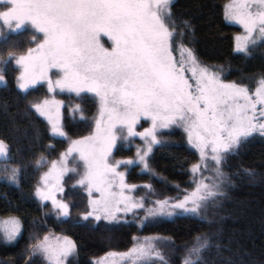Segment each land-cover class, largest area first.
Returning <instances> with one entry per match:
<instances>
[{"label": "trees", "instance_id": "obj_1", "mask_svg": "<svg viewBox=\"0 0 264 264\" xmlns=\"http://www.w3.org/2000/svg\"><path fill=\"white\" fill-rule=\"evenodd\" d=\"M229 1L171 0L176 42L191 48L201 65L218 71L225 81L249 84L264 77V40L237 52L235 38L241 30L225 18ZM6 6L0 4V11ZM34 34L41 36L30 28L12 32L0 22V75L5 76L0 81V140L8 147L7 159L0 160V218L14 217L21 223L13 241L4 242L0 233V264H47L39 253L30 255V246L45 235L67 236L75 243V253L65 264H100L109 254L123 255L116 264H182L187 247L198 235L211 241L204 253L207 264H264V137L260 135L248 137L225 155L222 170L228 177L227 195L209 197L199 215L170 206L195 186L191 166L197 155L177 126L155 134L158 142L144 157L147 168L140 159L147 148L145 140L129 136L126 128L118 134L112 160L124 161L127 184L135 185L133 200L143 207L116 214L113 220L85 218L90 211L88 196L71 170L57 196L69 206L68 215L49 202H40L35 195L37 182L71 142L94 132L100 105L90 92L50 94L44 83L26 91L18 87L20 70L9 53L19 56L35 47ZM50 96L61 104L66 136L54 135L48 121L32 107ZM146 127L139 122L135 131ZM12 168L19 169L18 185L5 179ZM158 200L168 201L166 211L146 215L149 208L159 207ZM149 244L158 256H128L129 250Z\"/></svg>", "mask_w": 264, "mask_h": 264}, {"label": "snow or ice", "instance_id": "obj_2", "mask_svg": "<svg viewBox=\"0 0 264 264\" xmlns=\"http://www.w3.org/2000/svg\"><path fill=\"white\" fill-rule=\"evenodd\" d=\"M170 2L7 0L6 10L0 11V19L10 28L9 21H14L17 29L30 22L35 31L42 34L33 35L35 47H29L26 53L19 56L9 53L10 60L22 68L17 77L19 88L46 80L49 91L59 88L78 94L94 93L101 115L108 117L104 129L99 128L98 120L96 133L74 140L75 149H68L79 152L85 168L77 181L86 187L90 197L92 210L85 213V218L113 220L119 211L143 207L142 203L124 195V188L131 189L135 185L124 183V173L118 171L122 161L113 163L110 159L117 135L125 128L129 136L139 135L145 140L147 148L140 159L146 168L148 164L144 157L151 145L158 142L155 129L171 124L184 127L188 142L199 151L205 170L209 167V159L215 162V175L203 178L211 180L209 184L196 179L200 162L192 165L196 187L171 205L196 215L209 197L227 195L228 177L222 170L225 155L253 134L264 136V77L252 91L246 84L225 81L218 72L201 65L191 48L176 42V22ZM225 18L242 25L245 30V35L235 38L237 51L246 52L247 44L257 33L264 37V0H234L226 10ZM101 33L111 41V47L100 42ZM177 48L180 60L173 55ZM49 69L58 70L52 74L56 76L54 82ZM4 80L5 76L0 75V81ZM32 107L48 119L54 135L66 136L54 118L48 100L33 103ZM141 117L150 118L152 127L137 133L134 126ZM117 125L121 127L117 128ZM7 152V145L0 140V156L7 159ZM65 155L62 153L59 161H52V167L41 177L46 186L53 172L59 176L68 171L63 163ZM5 179L18 185L19 169L12 168ZM114 186L121 189L119 194L113 191ZM93 189L100 193L95 199H92ZM35 192L42 200L51 199L60 214L68 215L69 206L57 201L51 190L37 187ZM120 204H124L123 209L118 207ZM156 204L159 207L149 208L146 215H154L156 211L163 213L168 201L158 200ZM9 222L11 227L3 229L6 243L15 240L21 231L16 218ZM49 241L50 237L45 235L43 240L30 246V255L39 253L47 264H65L76 249L67 236L56 237L55 244ZM210 248L211 241L207 236H196L194 243L187 247L182 264H207L204 253ZM150 249V244L147 247L140 245L129 250L128 255L139 258L159 255Z\"/></svg>", "mask_w": 264, "mask_h": 264}, {"label": "rangeland", "instance_id": "obj_3", "mask_svg": "<svg viewBox=\"0 0 264 264\" xmlns=\"http://www.w3.org/2000/svg\"><path fill=\"white\" fill-rule=\"evenodd\" d=\"M234 2V0H230L227 4H226V6H225V12H226V10L228 9V7L232 4ZM0 4H5V5H7V0H0ZM6 10V9H5ZM4 10V11H5ZM227 20V19H226ZM229 23H232L233 25H235V26H237L241 31H240V33H239V35L238 36H243V35H245L246 33H245V30H244V28H243V26L242 25H240V24H238V23H236L235 21H229V20H227ZM0 22L2 23V24H4L10 31H14V32H17V31H19V30H22V29H24V28H30L31 30H33V31H35V29L33 28V26L31 25V23L30 22H25L20 28H16L15 27V22L14 21H9V24L11 25V28L9 27V25H7V24H5L4 23V20L3 19H0ZM36 32V31H35ZM37 33V32H36ZM38 34H40V33H38ZM41 36H42V34H40ZM99 39H100V42L105 46V47H111V41L108 39V37L107 36H105L103 33H101L100 34V37H99ZM261 40H264V37H261L258 33L255 35V37H254V39H250V41H249V43L247 44V50L250 48V47H252L254 44H258L259 43V41H261ZM235 44H236V40H235ZM237 52H240V51H237ZM173 55L175 56V58L177 59V60H180V58H181V54H180V51H179V49H176L175 51H174V53H173ZM19 67V66H18ZM209 68V67H208ZM209 69H211L212 71H214V72H218V71H215V70H213L212 68H209ZM19 70H20V72H19V75H20V73L22 72V68H20L19 67ZM58 70H56V69H49L48 70V73H49V75H51L52 76V79H53V82L55 81V79H56V76L55 75H52L53 73H55V72H57ZM219 73V72H218ZM220 74V73H219ZM189 75H191V73H189ZM221 76V75H220ZM221 79H223L224 80V78L221 76ZM260 79H255V80H253L251 83H249V84H246L252 91H255V89H256V87L258 86V81H259ZM40 83H44L47 87H48V84H47V81L46 80H41V81H38L36 84H30V85H28L26 88H24V89H21V90H23V91H26L27 89H29V88H31V87H34V86H36V85H38V84H40ZM19 87V86H18ZM55 91H59L60 93H64V92H69V90H67V89H65V90H61V89H59V88H54L52 91H49V89H48V92L50 93V94H53ZM70 92H74V91H70ZM84 92H87V91H84ZM74 93H76V92H74ZM44 100H48L50 103H51V105H52V114H53V116H54V118L57 120V122H58V124L61 126V104H60V102H59V100L58 99H55L53 96H50V97H47V98H44V99H42V101H44ZM41 101V102H42ZM47 121H48V119L46 118V117H44ZM99 121H100V124H99V128L102 130V129H104L106 126H107V120H108V117H107V115L105 114V115H101V111H100V116H99V119H98ZM139 122L140 123H145L146 124V128H151L152 127V121H151V119L150 118H145V117H141L138 121H137V124L134 126V128H135V130L138 128V125H139ZM49 123V122H48ZM51 126V125H50ZM174 126H177V127H179V128H181L183 131H184V134H185V137H186V140H187V143H188V145L190 146V148L191 149H193L195 152H196V155H197V160H196V162H194L192 165H194V164H197L198 162H200V172H198V173H196L195 175H196V179L197 180H201V179H203L204 177H211L212 175H210L211 174V172L213 171V167L215 166V162L214 161H212L211 159H209L208 160V164H209V167H208V169L207 170H205V166H204V163L203 162H201V156H200V153H199V151L195 148V147H193L191 144H189V142H188V133L185 131V129H184V127L183 126H178V125H176V124H171V125H169L168 127H157L156 129H155V134L158 132V131H165V130H167L168 128H170V127H174ZM117 128H119L120 127V125H117L116 126ZM145 128V129H146ZM97 130H98V125H96V128H95V130H94V132L93 133H96L97 132ZM113 131H116V129H113ZM144 130H141V132H143ZM92 133V134H93ZM92 134H90V135H88V136H91ZM254 135H259V134H253L252 136H254ZM56 136H59V135H56ZM88 136H86V137H88ZM137 136H139V135H137ZM261 136V135H260ZM117 137H118V135H117ZM264 137V136H263ZM79 139H81V138H79ZM79 139H77V140H79ZM247 139V138H246ZM245 140V139H244ZM243 141V140H242ZM70 147H73L74 149H75V147L76 146H74L73 144H72V142H71V144H70ZM69 147V148H70ZM237 148V147H236ZM114 149H115V147L113 148V151H112V153L110 154V159H111V161L113 162V163H115V161H113L112 160V155H113V153H114ZM235 150V149H234ZM208 151L210 152L211 151V149L210 148H208ZM7 154H8V152H7ZM6 154V155H7ZM60 157H61V155L59 156V158L56 160V161H59L60 160ZM1 159H4V157H2V156H0V160ZM73 162H76L77 164H72ZM124 161H122V163H123ZM63 163L65 164V166L67 167V169H68V171H64L63 172V174L62 175H59V176H57V173L56 172H53L49 177H48V185L46 186L45 185V183H44V181L43 180H41V178L39 179V181L37 182V186H36V188L37 187H40L42 190H51V193H52V195L55 197V199L57 200V201H62L61 200V197H57L58 196V194L61 192V190L60 189H62V182H63V180H64V177H65V175H67L68 173H70V170L72 171V169H75V171H73L74 172V174H77V176H76V178H77V181L80 179V177H81V175H83V173H84V171H85V168H84V164H83V161L80 159V155H79V152H77V151H75V150H73L72 152H69V151H66V155H65V157H64V161H63ZM121 163V164H122ZM131 166V164L129 165V167ZM52 167V163L49 165V167H48V169L42 174V176L46 173V172H48L49 171V169ZM120 167H123L122 169H119ZM125 165H124V163L122 164V165H118V171H120V172H122V173H124V183L126 184V185H128L127 184V181H126V177H125V173H126V170H125ZM11 171V170H10ZM191 171H192V166H191ZM192 174H193V172H192ZM194 175V174H193ZM41 176V177H42ZM204 180H208V179H203V182H204ZM78 184V183H77ZM80 185V184H79ZM81 186V185H80ZM82 187H84V186H82ZM196 187V183H195V186H194V188ZM35 188V189H36ZM84 189L86 190V187H84ZM113 191L115 192V193H117V194H119L120 192H121V189L118 187V186H114V188H113ZM86 193H87V198H88V204H89V199H90V197H89V193H88V191L86 190ZM123 193H124V195L125 196H127V197H129V199L131 200V201H134L133 200V197H132V195H131V189H129V188H124L123 189ZM35 195H36V192H35ZM99 195H100V193H98V192H96L95 191V189H93V192H92V199H95V198H97V197H99ZM36 197L38 198V200L40 201V202H42V203H44L45 201L46 202H49V203H51L52 204V200L51 199H49V200H42L39 196H37L36 195ZM117 198H119V196L117 195ZM53 205V204H52ZM171 206V205H170ZM118 207H120L121 209H123L124 208V204H120ZM53 208L55 209V210H58L59 211V209L58 208H55L54 206H53ZM89 209H90V211L92 210V207L90 206V204H89ZM134 208H132L131 210H133ZM131 210H129V211H131ZM129 211H119V212H117L116 214H119V213H125V212H129ZM90 217H92L93 219H95V217L94 216H90ZM11 218H13V217H8V218H0V233H1V235L3 236V229L5 228V227H11V223L9 222L10 221V219ZM18 220V219H17ZM19 221V220H18ZM19 223H20V221H19ZM20 226H21V223H20ZM20 233V232H19ZM19 233L17 234V237H18V235H19ZM16 237V238H17ZM50 237V243H52V244H55V242H56V237H60V238H63L62 236H49ZM74 253H75V251H74ZM73 253V254H74ZM71 256V255H70ZM118 256H120V257H117V255H114V254H109V255H106L101 261H100V264H116V262H117V260L118 259H120V258H122L123 257V255H118ZM129 256V255H128ZM67 260V259H66ZM66 262V261H65Z\"/></svg>", "mask_w": 264, "mask_h": 264}]
</instances>
